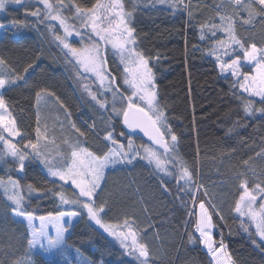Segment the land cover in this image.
Returning a JSON list of instances; mask_svg holds the SVG:
<instances>
[{"label":"trees","instance_id":"16d2710c","mask_svg":"<svg viewBox=\"0 0 264 264\" xmlns=\"http://www.w3.org/2000/svg\"><path fill=\"white\" fill-rule=\"evenodd\" d=\"M124 1L126 9L132 12L137 51L150 58L160 105L177 136L179 157L193 173L194 183L184 184L176 169L173 178H165L140 158L128 166L112 167L105 172L96 198L97 205L106 204L103 219L112 223L122 222L126 216L134 219L133 230L141 234L150 249V264H210V255L199 240L189 239L195 223L190 212L194 206L198 212L200 200L207 203L214 199L223 216V219L213 217L214 238L223 239L234 264H264V242L255 235L253 223L231 210L239 195L236 174L246 171L243 162L248 160L257 176L264 170V160L255 158L264 149V115L245 114L244 94L233 87L234 78L221 74L208 55L207 36L201 39L200 24L216 16L219 3L190 0V7L176 8L162 0ZM50 2L55 4L57 0ZM94 2L63 0L66 8L72 4L91 6ZM224 8L229 13L232 11L228 4ZM35 9L36 5L27 3L9 6L0 13V24L12 23L0 38V59L5 61L0 65V73L6 78L9 74L24 77L0 92L24 137L19 143L35 142L36 93L45 92L70 113L67 123L75 124L85 133L82 140L86 143L82 146L91 151L97 154L107 151L110 145L104 141L106 131H114L115 138L124 144L129 136L136 144H146L124 127L120 117L113 116L109 110L100 116L96 105H89L84 86L96 89L94 82L78 74L76 63L58 44L55 36L59 28L46 29L42 18L31 16ZM73 13L72 7L63 15L71 17ZM69 23L79 26L75 20ZM236 27L240 37L254 36L258 46H264V22L257 20L249 26L237 23ZM107 64L113 74L122 71L109 48ZM254 105L264 107L260 100ZM121 132L125 135L120 136ZM72 133L77 136L73 129ZM9 177L19 181L17 191L24 197V209L33 212L36 218L62 211L56 193L63 192L67 198H74L72 186L50 179L30 157L23 170L12 160L6 165L0 164V179L8 189L5 192V187H0V264L15 261L20 264H140L91 222L86 209L79 207L76 210L79 218L63 245L49 258L35 252L28 243L27 227L13 217L14 204L7 198L13 194L11 185L7 184ZM249 179L256 177L249 173ZM28 185L32 186L31 192ZM189 220L192 222L188 223ZM194 236L198 237L197 233Z\"/></svg>","mask_w":264,"mask_h":264},{"label":"snow or ice","instance_id":"6c2138e0","mask_svg":"<svg viewBox=\"0 0 264 264\" xmlns=\"http://www.w3.org/2000/svg\"><path fill=\"white\" fill-rule=\"evenodd\" d=\"M21 2L22 0H0V11H3L8 3L20 4ZM162 2H168V0H162ZM37 3L43 5V20L41 22H49L48 26L51 30L63 29L64 35H56L55 39L64 49L68 50V53H71L72 57H75L78 74L81 77L91 74L95 81H98V89L102 90L100 95L111 93L113 112L122 116L123 125L132 131L141 130L151 143L138 146L129 136L127 144H124L115 138L114 131H106L104 141L110 146L107 151L97 154L96 151L82 146L86 143V140H82L85 133L76 128L75 124H71L70 128L77 134L76 140L73 142L70 138H66L63 140L66 151H60L53 147L45 154L40 151L41 148H47L49 143L54 145V140L49 142L46 125L44 130H41L40 116L37 114L35 142L28 140L23 148H19L17 144L12 143L10 138L20 137L23 139L24 137L16 127L15 118L9 110L4 96L0 94V133L8 134L7 137L0 134V142L7 148V152L0 153V156L11 155L16 158L21 170L24 169L29 149L36 156H45L44 163L48 166V174L73 187L74 198L72 199L67 198L63 192L56 193L61 204L86 209L91 221L115 236L125 248H131V254L136 255L138 252L137 259L140 264H150L152 261L150 249L146 243L138 242V234L133 230L134 219L126 216L122 222L117 221L116 223L106 222L103 219L106 215V204L101 202L97 205L96 198L99 195L98 190L102 189L105 169L118 162L130 164L134 159L142 158L166 174H171L169 168L174 170L176 165H179V176L184 184H193L194 181L193 173L189 171L184 162L177 156H173L177 136L168 123L164 107L160 105L150 58L141 51H137L134 38L135 30L129 26L131 13L125 11V5L121 0H106V2L105 0H95L91 6L76 4L69 5L67 8L63 0H57L55 4L50 0H37ZM171 4L173 7L179 8L183 4V0H171ZM225 4L231 6L230 13L224 8ZM184 6L190 7V5ZM72 7H74V13L71 17L63 15L65 10ZM216 9L215 17L200 24L201 39H205L203 33L207 31L210 33L207 38L213 41L208 49V54L215 56L216 64L222 73H230L232 77H235L233 87L242 90V94L248 93L250 96L259 97L260 103L264 104V46H258L254 36L240 37L236 27L237 23L249 26L257 20L264 22V0H221V3L216 5ZM41 14V10H37L32 12L31 16L40 19ZM189 15L191 16L192 13L189 12ZM217 18L218 23L215 22ZM69 20L78 21L79 26L69 23ZM51 21H56L58 24L53 25L50 23ZM3 27L4 25L0 24V28ZM218 33H223L226 38L215 39ZM73 35L79 37L81 41L86 38L88 42L81 48L73 47L68 42ZM109 46L114 54L120 56L122 71L119 74H113V71L108 67L107 51ZM4 63L5 61L0 59V65ZM246 63L255 65V74L243 71ZM81 69L82 71H80ZM24 71L27 73L28 68H25ZM23 79L22 76L13 77L11 74L6 78L4 73H0V89L14 86ZM84 87L89 90L88 85ZM89 94L93 100L97 101L100 108L106 109L107 102L97 100L96 92L89 90ZM47 95L45 93V96ZM43 98L41 92L36 93L38 105ZM117 102L121 105L126 104V106L117 109L115 107ZM243 104L245 113L251 115L259 112L264 115V107L253 109L251 99L244 100ZM61 108H63L62 105ZM69 115L70 113L65 111L66 118ZM60 123L62 125V122ZM124 135V132L120 133V136ZM141 152H143V156H141ZM49 156H53V158L49 159ZM255 158L264 160V149L257 153ZM243 164L246 171L236 174L235 179L239 180L237 187L239 195L231 210L239 217L247 218L250 223H253L255 235L264 241V179H261L264 177V170L257 176L255 170L249 166L248 160H245ZM249 173L256 179L250 180ZM7 184L11 185L13 192L7 197L14 204L13 214L26 217L29 227H32L34 213L24 209V197L17 191L20 187L19 181L9 177ZM0 187H5V192L8 191L3 179H0ZM28 189L31 192L32 186L28 185ZM204 194L207 196L206 190ZM198 207V212L195 206L190 212V215L195 217V223L193 234L189 236V239H198L204 245L207 253L210 254V264H234L223 239L217 241L213 235L215 227L213 217L223 219L219 209L215 204L206 203L205 200H200ZM66 216L78 217L79 213L75 211L50 212L46 217H40L42 227L40 229L33 228L32 239L28 241L29 245L44 239H47L50 247L59 245L66 232L64 227ZM45 221L55 225L56 234L54 237L44 230ZM191 222V220L188 221V223ZM245 231H248V228H245ZM195 233H198V237L194 236ZM253 242L255 243V240ZM41 247H43L42 243ZM13 264H20V262L15 261Z\"/></svg>","mask_w":264,"mask_h":264},{"label":"rangeland","instance_id":"374dc122","mask_svg":"<svg viewBox=\"0 0 264 264\" xmlns=\"http://www.w3.org/2000/svg\"><path fill=\"white\" fill-rule=\"evenodd\" d=\"M190 0H183V4L181 5V6H183V7H185L184 5H188V2H189ZM210 1H215V3H216V1L220 4L221 3V0H210ZM105 2H106V0H105ZM121 2L122 3H124L125 1L124 0H121ZM27 3H31V4H34V5H36V9H35V11H37V10H41V18L43 19V11H42V9H43V5L42 4H39V3H37V0H22V2L20 3V4H14V3H8V4H6L5 5V9L7 8V7H9V6H18V5H23V4H27ZM166 4L167 5H172L171 4V0H168V2H166ZM65 5V4H64ZM73 5V4H72ZM124 5H125V3H124ZM225 5H227V4H225ZM224 5V6H225ZM185 8H188V7H185ZM4 9V10H5ZM3 10V11H4ZM3 11H0V13H2ZM73 11H74V7H73ZM125 11H127V12H130V11H128L127 9H126V7H125ZM131 13V17H130V19H129V26L130 27H132L131 26V20H132V12H130ZM217 23L219 22L218 21V18H217V21H216ZM46 24H45V27H46V25H47V28L46 29H50L49 28V22H45ZM50 23H52L53 25H57L58 24V22H56V21H51ZM10 28V27H12V23H10V24H4V27L3 28H0V38L2 37V35H3V33H4V31H5V28ZM59 30H60V32L59 33H57V35H64V33H63V29H61V28H59ZM203 35H204V37L205 36H209L210 35V33H208L207 31H205L204 33H203ZM206 37V38H207ZM226 37L224 36V34L223 33H218L217 34V36L215 37V39H225ZM208 39V38H207ZM203 40H205V39H203ZM58 42V41H57ZM68 42L73 46V47H76V48H81L82 46H83V44H86L88 41H87V39L85 38L83 41H81L80 40V38L79 37H76L75 35H73V37H70L69 38V40H68ZM76 42H80V45L79 46H77L76 45ZM212 42L213 41H211L210 40V42L208 43V45L210 46L211 44H212ZM58 44L61 46V48L63 49V51H65L72 59H73V61L75 62V57H72L71 56V53H68V50L67 49H64L63 48V46L58 42ZM109 49H110V51L114 54V52H113V50L111 49V47L109 46L108 47ZM237 51H238V49H237ZM115 56H116V58H117V61H118V64L121 66V68H122V65L120 64V56L119 55H116V54H114ZM209 55V54H208ZM210 56V55H209ZM211 58H212V60H214L215 62H216V60H215V56H210ZM76 63V62H75ZM218 67V66H217ZM81 71H82V69H81ZM220 71V70H219ZM243 71H245V72H249V73H251V74H255V65L254 64H251V65H249V64H245V66L243 67ZM220 73L221 74H223V75H231L230 73H222L221 71H220ZM88 78H90L93 82H94V84H95V88L96 89H94V88H92V87H90V86H88V88H89V90L91 91V92H96L97 93V100H103V101H106L107 102V105H106V109H102V108H100V106H99V104L97 103V101L96 100H93L92 99V97H91V95L89 94V90H86L87 91V94H88V99H89V105H96V108H97V110H98V113H99V115L100 116H105L106 114H107V110H109V112L113 115V116H116V117H120L121 119H122V116H118V115H116L114 112H113V109H112V103H113V97H112V95H111V93H107V94H105V95H100V91H102V90H99L98 89V87H97V85H98V81H95V79L92 77V75L91 74H85ZM232 77V76H231ZM234 78V80H235V77H233ZM238 88V87H237ZM1 90L2 89H0V92H1ZM238 90H239V92H241L242 93V90H240L239 88H238ZM42 94V97H44L42 100H41V102L39 103V105L37 104V107H38V114H39V116H40V126H41V130L43 131L44 130V126L46 125L47 126V135H48V137H49V142H51V141H53L54 140V145L52 144V143H49L48 144V147L47 148H45V147H42L41 148V152L42 153H45V154H47L53 147H56L58 150H60V151H66L67 149L63 146V140L64 139H66V138H70V140L71 141H75L76 140V135L74 134V133H72L71 134V132H72V129L70 128V124L69 123H67V121H66V116H65V111L63 110V108H61V106L59 105V104H57L54 100H53V98L48 94L47 96H45V92H43V93H41ZM130 94V93H129ZM244 94V96H245V98H243L242 99V107H243V110H244V104H243V101L244 100H247V99H251V101H252V108L253 109H259V108H255V105H254V102L255 101H258V100H260V98L259 97H253V96H250L248 93H243ZM122 106H126V104L125 105H121V103H119V102H117L116 104H115V107L117 108V109H120ZM9 110H10V108H9ZM11 111V110H10ZM245 112V111H244ZM12 113V112H11ZM246 115H248V116H252V115H255V114H260L259 112H255L254 114H247V113H245ZM12 115H13V113H12ZM14 117V116H13ZM60 122H62V125H61V123ZM0 134H3V135H5L6 137L8 136V134L5 132V133H0ZM11 140H12V143H15V144H17V147H19V148H23V146L25 145V144H23V145H21L20 143H19V140H20V137H11L10 138ZM168 139L170 140V137H168ZM44 142L42 141V144H43ZM136 144V143H135ZM136 145H148V144H136ZM7 152V148H6V146L2 143V142H0V153H6ZM28 152H29V155H28V157H30V158H32V159H34L36 162H37V164L40 166V168L43 170V172L50 178V179H53V180H58L59 181V179L58 178H53V177H51L49 174H48V166L44 163V159H45V156H36V155H34V154H32L31 153V150L29 149L28 150ZM53 156H54V154H53ZM53 156H49L48 158L49 159H52L53 158ZM141 156H143V152H141ZM173 156H177L179 159H181L180 157H179V154H178V151H177V142H176V146H175V151L173 152ZM138 158H136V159H134L132 162H134L135 160H137ZM140 159H142V158H140ZM10 160H12V161H14V162H16L18 165H19V162H18V160L16 159V158H13L11 155H3V156H0V164L1 165H6L7 163H8V161H10ZM27 160V159H26ZM26 160H25V162H26ZM143 161H145L146 163H148L147 162V160H145V159H142ZM130 164H132V163H130ZM129 163H125V162H118V163H116V164H114V165H110L108 168H106L105 169V172L108 170V169H110V168H112V167H117V166H128V165H130ZM149 164V163H148ZM151 166H153L154 168H155V166L154 165H151ZM20 169V168H19ZM156 169V168H155ZM175 169L177 170V172L179 173V171H180V168H179V165H176V167H175ZM21 170V169H20ZM157 170V169H156ZM158 171V173H160L162 176H164L165 178L166 177H168V178H173L174 177V170H172V168H169V172L171 173V174H166V173H163V172H160L159 170H157ZM104 175H105V173H104ZM61 182V181H60ZM103 182V181H102ZM61 183H63L64 185H68V184H65L64 182H61ZM213 198H216L215 196H213ZM211 203H213V204H215L216 206H217V208H218V202L216 201V200H211ZM61 204V203H60ZM61 208H62V211L63 212H71V211H75V212H77L76 210L78 209V207L77 206H72V205H63V204H61ZM257 208H258V205H257ZM198 211H199V207H198ZM13 217L17 220V221H20V222H22L26 227H27V229H28V232H29V236H30V239H32V230H33V228H35V229H40L41 227H42V222H41V220H40V218H36V217H34V219H33V221H32V227H29V224H28V221H27V218L26 217H20V216H16L15 214H13ZM78 218H79V216L78 217H68V216H66L65 218H64V227L66 228V232L64 233V239H65V237L67 236V234L69 233V231H70V229H71V227L76 223V221L78 220ZM90 219V218H89ZM93 224H95V222L94 221H91ZM96 225V224H95ZM96 226H98V227H100L99 225H96ZM43 227H44V230L50 235V236H52V237H54L55 236V225L53 224V223H51V222H48V221H45L44 222V224H43ZM253 227H254V229H255V225L253 224ZM103 229V228H102ZM104 230V229H103ZM105 231V230H104ZM106 232V231H105ZM106 233H108V232H106ZM109 234V236L114 240V242H116L121 248H123L127 253H128V255L130 254L133 258H135L136 260H138L137 259V255H138V252L136 253V255H133V254H131V252H132V249L131 248H125L121 243H120V241L115 237V236H112L110 233H108ZM197 235H198V233H197ZM64 239H63V241L59 244V245H57V246H55V247H50L49 245H48V243H47V239H44L43 241H37L36 243H34V244H32L31 245V247H32V249L35 251V252H37V253H40V254H42V255H44L46 258H49V257H51L52 255H53V253L58 249V248H60L62 245H63V243H64ZM260 239V238H259ZM117 240V241H116ZM130 240L128 241V243L130 244ZM138 242H140V243H144V240H143V238H142V236H141V234H138ZM264 242V241H263ZM41 243L43 244V247H41ZM201 246H202V248L206 251V249H205V247H204V245L203 244H201ZM207 252V251H206ZM210 255V254H209Z\"/></svg>","mask_w":264,"mask_h":264},{"label":"water","instance_id":"95a60500","mask_svg":"<svg viewBox=\"0 0 264 264\" xmlns=\"http://www.w3.org/2000/svg\"><path fill=\"white\" fill-rule=\"evenodd\" d=\"M125 126V125H124ZM126 127V126H125ZM127 128V127H126ZM128 129V128H127ZM130 131H132V130H130ZM133 133H135L136 135H138L139 137H141L145 142H147V143H151L150 141H149V139H148V137L147 136H145L144 135V133L141 131V130H139V129H137V130H135V131H132Z\"/></svg>","mask_w":264,"mask_h":264}]
</instances>
